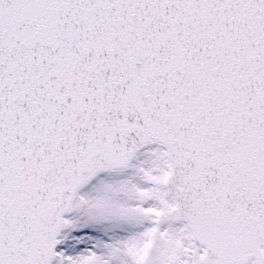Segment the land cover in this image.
Segmentation results:
<instances>
[{
  "label": "snow or ice",
  "instance_id": "obj_1",
  "mask_svg": "<svg viewBox=\"0 0 264 264\" xmlns=\"http://www.w3.org/2000/svg\"><path fill=\"white\" fill-rule=\"evenodd\" d=\"M0 264H264V0H0Z\"/></svg>",
  "mask_w": 264,
  "mask_h": 264
}]
</instances>
